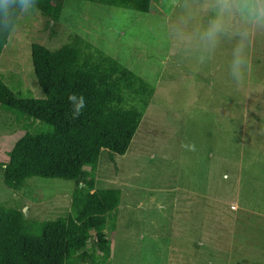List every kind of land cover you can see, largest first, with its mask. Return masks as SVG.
I'll return each mask as SVG.
<instances>
[{
	"label": "rangeland",
	"instance_id": "obj_1",
	"mask_svg": "<svg viewBox=\"0 0 264 264\" xmlns=\"http://www.w3.org/2000/svg\"><path fill=\"white\" fill-rule=\"evenodd\" d=\"M212 3L156 0L145 14L65 0L57 20L28 7L1 55L0 75L25 98H44L33 44L88 41L155 88L127 154L100 156L97 188L122 191L110 264H264V29L234 73L239 25L208 42ZM29 124L0 110V205L55 220L69 213L75 182L3 181L16 141L40 127Z\"/></svg>",
	"mask_w": 264,
	"mask_h": 264
},
{
	"label": "trees",
	"instance_id": "obj_2",
	"mask_svg": "<svg viewBox=\"0 0 264 264\" xmlns=\"http://www.w3.org/2000/svg\"><path fill=\"white\" fill-rule=\"evenodd\" d=\"M65 0H32L31 9L57 20ZM150 13L156 0H82ZM20 0L0 3V58L22 14ZM52 51L31 46L44 98H25L0 75V110L30 122L3 164V181L21 190L35 177L75 182L66 216L31 221L0 205V264H110L122 191L97 188L101 153L125 156L155 94L135 72L88 41ZM75 95L76 99L69 97ZM80 97L84 107L77 112ZM132 105H129L131 103ZM129 105V106H128ZM89 169V170H86ZM106 227V231L101 228ZM96 233V235H93Z\"/></svg>",
	"mask_w": 264,
	"mask_h": 264
},
{
	"label": "clouds",
	"instance_id": "obj_3",
	"mask_svg": "<svg viewBox=\"0 0 264 264\" xmlns=\"http://www.w3.org/2000/svg\"><path fill=\"white\" fill-rule=\"evenodd\" d=\"M0 3L7 6L10 0H0ZM20 3L23 11L32 6V0H20ZM212 7L216 12V16L209 22L203 36L213 46L220 35L229 31L233 20L239 25L238 31L234 33V35L240 37L233 53V70L236 73L245 63L243 58L246 47L245 42L249 41V37L254 35L257 29H264V0H213ZM69 99L74 100L76 96L72 95ZM83 107L84 99L80 97L77 112Z\"/></svg>",
	"mask_w": 264,
	"mask_h": 264
}]
</instances>
